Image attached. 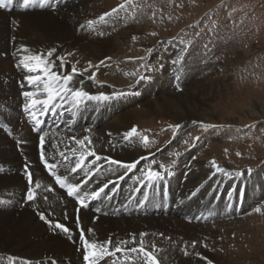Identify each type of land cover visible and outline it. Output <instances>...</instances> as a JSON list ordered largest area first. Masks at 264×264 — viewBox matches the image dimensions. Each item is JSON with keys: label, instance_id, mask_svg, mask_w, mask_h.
Returning a JSON list of instances; mask_svg holds the SVG:
<instances>
[{"label": "bare ground", "instance_id": "bare-ground-1", "mask_svg": "<svg viewBox=\"0 0 264 264\" xmlns=\"http://www.w3.org/2000/svg\"><path fill=\"white\" fill-rule=\"evenodd\" d=\"M94 1L57 0L55 5L52 3L47 9L42 10L7 12L0 9V120L10 121L12 124L11 130H7L11 135L6 134V130L0 127V264H53V260L59 261L60 264L81 262V254L77 252L78 235L66 234L61 230L54 232L55 228L50 224L56 219L73 218L74 201L66 199L58 190L50 189V184H53L51 179L36 162L38 134L30 128L23 111L25 105L30 104V98L25 97V92L36 93L35 98L39 100L47 98V93L43 90V82L47 79L45 73L29 72L21 63L25 56L36 54H43L52 72H56L61 77L67 75L73 77L68 87L90 95L74 99L71 92L67 94L62 92L55 99L52 108L60 102L56 114L61 116L64 114V122L59 124L62 120L60 116L51 126L40 130L50 137L47 139L46 152L56 158L61 157V153L68 155V160L62 162V168L68 170L80 160V157L75 154L77 151L85 154L95 151L96 154L89 155L79 173L84 175L98 163L103 161L106 163L84 185L88 192L126 172L128 169L122 165L135 164L134 169L122 180L121 199L118 203L107 207L104 203L105 213L99 215L96 221L90 218L95 215L91 209L83 210V222L87 228L90 226L88 229L93 230L88 231V237L103 242L111 239L113 245L109 246V251L119 253L121 256L117 264H144L141 260L142 254L129 251L131 248L140 247L141 233L147 234L142 237L143 246L154 252L159 264H209V261L211 264H226L221 258L222 255L190 244L192 239L200 238V235L204 238L208 234L213 235L211 239L216 236L218 232V228L215 229L216 226L222 225L230 214L235 213L236 205L242 197V195L238 196L233 207L228 206L231 202L230 197L228 194L222 196L224 184H219L217 181L221 170L214 171L212 157H209L210 159L202 158L200 155L193 157V152L199 147L197 145L181 156L171 158L170 155L174 151L168 149L172 142L149 150L146 148L150 143L145 145L143 137L139 134L125 139V134L138 123L134 119L131 121L130 117L150 116L154 112H159L161 115L173 117V120L180 124L178 133H182L184 129L189 130L195 121L201 120L205 114L210 113L206 106L208 102L197 94L192 101L184 93L171 91L165 76L158 83L155 78L157 75L153 81L140 80L138 83L136 78L133 85L136 87L139 85L140 93L135 91L134 94L126 96L124 93L119 94L121 89L116 91L115 86L97 87L92 76L80 74L77 70L73 72L75 64L68 60L64 61V55L73 48L82 50L89 47L91 54L101 59L107 55L106 48L110 45L107 40L115 41L113 48H119L123 43V40H120L123 36L106 38L107 35L104 33L105 38L100 40L99 38L103 36L97 35L92 38L91 34L98 30L105 32L116 30L118 34L127 33L128 30L125 29L131 27L137 19L136 16L123 20L122 15H114L108 16L106 20V9L94 12L92 7L89 8ZM83 7H88L89 11L80 13ZM56 13L59 14L56 15ZM79 16L80 19L77 18ZM102 16L103 20L100 19ZM127 20L129 22H125ZM89 21L94 23L89 26ZM76 34L82 35L79 36L81 43L76 40ZM50 51L52 55L48 56ZM29 75L40 76L41 81L38 84H29L27 80ZM62 83L63 81H60V84ZM159 87V91L163 92L159 93L156 101L147 99L141 102ZM78 100L80 102H77ZM138 103L141 105L140 108H132ZM261 108L264 109V103ZM74 134L77 137L76 140L88 137L92 143H85L81 147L76 140H71ZM20 151H25V154L23 155ZM162 155H165L162 158L167 165L146 167L148 160ZM97 156L100 159L91 162L92 157ZM26 158L35 161L31 163L25 160ZM173 160L175 163L170 165ZM112 161H119L120 164L112 163ZM23 163H31L34 171L32 185L28 182ZM143 169H146L145 176L142 173ZM150 170L159 172L161 175L158 179H152L148 203L143 205L141 211V208L133 202L126 204L125 201L133 194L144 177L148 179L139 192V200L145 197L150 181L148 177ZM262 172H264V165L259 174L257 173L259 177L256 176L261 189L264 188V179L260 176ZM163 174L170 182L169 197H165L163 193L164 185L161 184V181L165 180L162 177ZM75 175L77 174L73 176ZM248 175H244L242 180L248 182V179L250 180ZM35 182H39L41 187L36 188ZM159 182L160 190L157 189ZM112 186L114 183L109 186L107 194ZM224 186L227 192L234 191L230 183ZM251 187L250 189L247 185L245 202H249L261 193L255 190V185ZM30 190L36 195L32 201L27 199ZM168 201L171 204L170 208L165 209ZM40 213L49 220H41ZM204 229L206 235L199 234ZM126 231H130L133 235L124 237ZM160 231L164 232L163 237L159 236ZM192 234L195 237H192L190 241L187 240L188 243L185 245L183 240ZM171 235L173 237L167 240ZM133 237L137 241L135 244L132 243ZM120 241H127V243L120 244ZM152 245H155L154 249ZM117 246L123 251L117 252ZM186 248L190 250L188 255L183 254ZM194 252H196L195 255ZM99 264L114 263L108 257Z\"/></svg>", "mask_w": 264, "mask_h": 264}, {"label": "rangeland", "instance_id": "rangeland-1", "mask_svg": "<svg viewBox=\"0 0 264 264\" xmlns=\"http://www.w3.org/2000/svg\"><path fill=\"white\" fill-rule=\"evenodd\" d=\"M122 4L123 20L137 16L134 22L130 20L133 24L125 29L128 32L98 30L90 36L101 35L100 40L105 38L104 33L106 38L123 36L119 48H113L115 41L106 39L110 45L103 58L91 54L89 47L82 50L77 47L78 50L73 48L64 55V61L73 62L78 73L92 76L95 86H115L116 91L121 89L119 94L126 96L135 91L140 93L139 85H133L136 78L139 83L140 80L153 81L157 75V83L164 76L168 79L171 91L184 93L192 101L197 94L208 102L210 113L182 133H178L180 127L176 125L180 124L173 117L159 112L130 117V120L138 122L133 127L137 134L148 138L150 144L147 143L146 149L172 142L168 150H173L170 157L176 158L199 145L192 156L212 157L214 171L221 170L217 172L220 174L218 183L232 185V193L223 185L222 194H228L232 203L238 196H245L247 185L250 189L255 185V190L261 193L249 200L253 202L247 204L242 213L227 217L222 225L216 226V236L211 239L213 235L208 234L210 240L201 235L192 239L195 237L192 234L183 243L186 245L192 239L190 244L222 255L226 264H264V188H260L256 178L264 165V109L261 108L264 103V0H131L130 3L95 0L89 8L94 12L104 9L112 12ZM89 8H81L80 13L84 14ZM79 36L82 35H77L76 40L81 43ZM179 59L186 73L180 87L172 83L169 72ZM159 89L141 102L156 101L163 92ZM140 107L138 103L132 108ZM164 156L151 158L146 167H162L166 163ZM174 163L173 160L170 165ZM243 174H249L248 182L242 180ZM260 176L264 179V172ZM205 232L204 229L199 234L206 235ZM131 235L126 231L123 236ZM159 236L163 237L164 232L160 231ZM189 253L190 250L184 249L183 254Z\"/></svg>", "mask_w": 264, "mask_h": 264}, {"label": "snow or ice", "instance_id": "snow-or-ice-1", "mask_svg": "<svg viewBox=\"0 0 264 264\" xmlns=\"http://www.w3.org/2000/svg\"><path fill=\"white\" fill-rule=\"evenodd\" d=\"M8 2H10V0H8ZM130 2H131V0H126V3H130ZM46 4H47V0H40L38 7L44 8V7H46ZM31 6H36L33 4V0H23V7L25 9H27ZM6 7H7L6 0H0V9H4ZM120 7L123 8L124 5L122 4V5H120ZM112 11L116 12L117 9H113ZM105 15H110V14L106 13ZM100 19L103 20L104 17L102 16V17H100ZM93 23H94V21L88 22L89 26H91ZM25 51H27V49H25ZM51 55H52V52L50 51L48 53V56H51ZM29 61H34L35 63L34 64L28 63ZM21 63L23 64V67L26 68L29 72L42 71L43 73H45V76L47 77V79L43 82V90H44V92L47 93V98L44 100H39V99L35 98L37 95L36 93L25 92L24 93L25 97L30 98V104L25 105L26 110L29 108H35L37 105H43L44 110L47 111L49 106L52 105L53 101L58 96H60L62 92L65 94L71 92L74 99L88 96V93H86L84 91H74L72 88L68 87V85L72 81L73 77L71 75L61 77L56 72H52L50 69L49 62L47 60H45L43 54L25 56L24 60ZM72 71L73 72L76 71L75 67H73ZM27 80H28L29 84H38V82L41 81V77L29 75L27 77ZM60 81H63V83L60 84ZM55 85H59V86L57 87ZM102 98H106V97H102ZM33 119H36L35 114H33ZM36 123L39 124L40 121L36 120ZM179 127H180L179 125H176V128H179ZM136 134H137V129L132 128L128 133L125 134V139H128L132 136H135ZM73 139H75V138L73 137ZM85 141H87L89 144L91 143V141L88 137H85L83 140H76V143L78 145H80L81 147H83L85 145ZM143 142L145 143V145H147L148 138L143 137ZM44 143H45V137L40 136V145H41L40 159L42 162H44L45 167L51 172L52 169H54L56 167V165L49 164L47 162V160L45 159V153L43 151ZM61 155L63 156L64 154L61 153ZM87 155H95V153L89 151L87 153ZM85 158L86 157L82 154L80 160L76 163V166L71 169V171L75 172L78 168H81L82 164H83V160ZM65 159H67V157H65ZM96 159L98 160V159H100V157L97 156ZM112 163L120 164L119 161H112ZM122 166L127 168V169H130V168H134L135 164L122 165ZM52 174L55 175L54 173H52ZM27 175H28L29 183H33L31 172H28ZM160 175L161 174L159 172L151 171V170L148 173L149 179H158L160 177ZM65 179H62L61 177L56 176V183L59 184L62 188L66 187L67 195L69 197H75L77 199V201L82 206H85L84 205V196L79 195V187L76 185H72V184H66ZM35 186H36V188L41 187L39 182H35ZM100 191H103V189H101ZM87 195L88 194L85 193V196H87ZM91 195L96 196V195H99V193L93 192ZM35 198H36L35 192L30 190L28 192L27 199L29 201H32ZM257 211H259V209H257ZM40 219L46 220V217L43 213H40ZM54 228L59 229L66 234L70 232L69 228L65 227V225L58 223V222L54 224ZM88 231L92 232L93 230L88 229ZM145 235H147V234L146 233L140 234V236H141V240L139 241L140 247L139 248H135V247L131 248V249H129V251L138 252L139 254H142V256L144 257V264H159V261H158L156 255L154 254V252L149 250V249H146L143 246L144 241H143L142 237ZM69 238H71V237H69ZM80 241L82 242V245L84 248L83 259L85 261V264H99V261L101 259H103L105 256L112 254L109 251V246L113 245V241L111 239H109L105 242L89 241L88 239H86L85 234L82 230L80 233ZM119 243L120 244H126L127 241H120ZM132 243L133 244L137 243L135 237L132 238ZM152 248L154 249L155 245H152ZM116 251L120 252V251H123V249H121L120 247L117 246ZM209 264H211L210 261H209Z\"/></svg>", "mask_w": 264, "mask_h": 264}]
</instances>
